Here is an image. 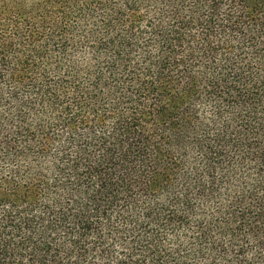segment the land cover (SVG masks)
<instances>
[{
    "label": "trees",
    "instance_id": "obj_1",
    "mask_svg": "<svg viewBox=\"0 0 264 264\" xmlns=\"http://www.w3.org/2000/svg\"><path fill=\"white\" fill-rule=\"evenodd\" d=\"M0 264H264V0H0Z\"/></svg>",
    "mask_w": 264,
    "mask_h": 264
}]
</instances>
